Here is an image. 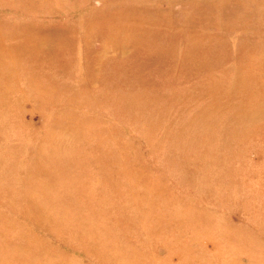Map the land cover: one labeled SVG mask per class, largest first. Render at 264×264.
I'll return each mask as SVG.
<instances>
[{"label":"rangeland","instance_id":"rangeland-1","mask_svg":"<svg viewBox=\"0 0 264 264\" xmlns=\"http://www.w3.org/2000/svg\"><path fill=\"white\" fill-rule=\"evenodd\" d=\"M0 264H264V0H0Z\"/></svg>","mask_w":264,"mask_h":264}]
</instances>
